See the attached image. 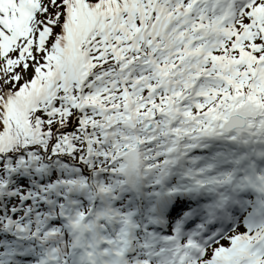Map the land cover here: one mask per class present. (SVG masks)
<instances>
[{
	"label": "snow or ice",
	"instance_id": "1",
	"mask_svg": "<svg viewBox=\"0 0 264 264\" xmlns=\"http://www.w3.org/2000/svg\"><path fill=\"white\" fill-rule=\"evenodd\" d=\"M0 264H264V0H0Z\"/></svg>",
	"mask_w": 264,
	"mask_h": 264
}]
</instances>
